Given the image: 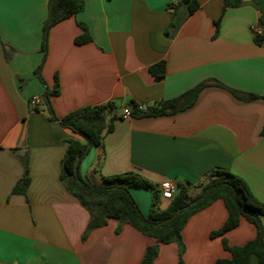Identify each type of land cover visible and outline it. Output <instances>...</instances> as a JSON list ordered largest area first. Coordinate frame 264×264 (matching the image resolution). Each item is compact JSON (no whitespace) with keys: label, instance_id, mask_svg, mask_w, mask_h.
Masks as SVG:
<instances>
[{"label":"crops","instance_id":"1","mask_svg":"<svg viewBox=\"0 0 264 264\" xmlns=\"http://www.w3.org/2000/svg\"><path fill=\"white\" fill-rule=\"evenodd\" d=\"M83 1L82 12L52 27L42 82L36 71L49 0H0V264H141L156 242L129 225L116 234L115 220L82 239L88 212L60 177L68 140L81 138L51 120L50 107L61 120L109 101L118 106L80 173L94 184L119 174L146 178L152 189L131 188L146 216L157 191L161 208L167 207L164 183L186 185L194 196L216 168L241 177L264 203V0H240L238 6L228 0L225 10L224 0H197V11L185 3L175 15L167 6L181 0ZM77 22L87 25L92 42L75 44L82 34ZM254 27L262 31L261 45ZM162 61L166 75L156 78L149 68ZM56 76L60 93L47 101L44 93ZM207 80L226 88H205L192 107L174 115L122 116L132 103L152 106ZM227 88L262 98L241 100ZM34 95L42 101L32 108ZM26 155L31 182L26 195L15 194ZM226 219L221 200L190 218L182 233L183 264H214L230 258L223 239L243 245L256 237V228L242 221L211 238ZM153 264H179L178 245H161Z\"/></svg>","mask_w":264,"mask_h":264},{"label":"trees","instance_id":"2","mask_svg":"<svg viewBox=\"0 0 264 264\" xmlns=\"http://www.w3.org/2000/svg\"><path fill=\"white\" fill-rule=\"evenodd\" d=\"M188 4L191 13L200 7L197 0H181L167 6L172 15L182 4ZM230 5L224 0V10ZM240 5V0L235 3ZM85 9L83 0H49L48 17L43 25L42 52L43 62L36 73L38 78L44 82L41 74L49 51V36L52 27L65 19L76 17ZM82 29V34L75 38L76 45H84L92 42L89 28L82 22H77ZM173 20L171 26H173ZM220 20L216 22V33L219 30ZM256 44L261 45L263 37L254 35ZM8 57L12 52L7 51ZM166 63L164 61L152 65L149 72L156 78L166 75ZM210 86L224 87L217 80H207L181 94L178 97L161 100L148 111L140 112L136 103L132 116L158 117L170 116L192 107L201 92ZM235 97L241 100L253 101L262 97L255 94H243L236 90L227 88ZM59 81L55 79L53 89H47L44 97L58 96ZM118 106L113 102L83 108L70 113L61 120L54 115L51 107V120L60 122L61 125L70 128L81 139H69L68 148L62 159L61 180L66 190L72 194L80 205L88 212L89 221L83 240L96 229L105 227L110 220L117 222L116 234L122 232L129 225L145 236L155 239V244L149 245L144 253L141 264H153L159 256L160 246L176 243L178 245L179 264H183L186 246L183 241V230L188 221L195 214L205 210L216 201H223L227 210V219L223 226L211 232V238L223 237L236 229L242 221L252 224L257 231L254 239L243 245H229L223 239V248L230 254V258H219L214 264H251V257H256L257 264H264V203L255 197L248 184L238 175L225 168H216L207 175L205 182L196 186L199 192L192 196L189 187L178 185V191L165 209L161 208L160 192H156V203L149 216L141 211L135 201L131 188L152 189V184L144 177L137 174L114 175L104 184H94L86 181L80 173V163L89 153L93 146L100 144V132L106 124L116 117ZM264 136V128L261 131ZM24 174L13 189L15 194L26 195L31 182L29 157L23 158Z\"/></svg>","mask_w":264,"mask_h":264},{"label":"built area","instance_id":"3","mask_svg":"<svg viewBox=\"0 0 264 264\" xmlns=\"http://www.w3.org/2000/svg\"><path fill=\"white\" fill-rule=\"evenodd\" d=\"M253 32L255 35H261L262 33L261 29L257 27L253 28ZM41 101L42 99L39 95H34L30 100L31 107L32 108L36 107L41 103ZM136 108L140 112H146L148 111L149 107L146 104H136ZM132 113H133V108L130 106L123 110L122 116L123 118H131ZM177 191H178L177 185L172 182H166L162 185V196L167 200H172L175 194L177 193Z\"/></svg>","mask_w":264,"mask_h":264}]
</instances>
